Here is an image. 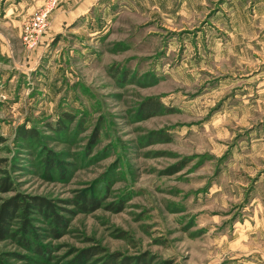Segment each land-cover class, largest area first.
<instances>
[{
  "label": "rangeland",
  "instance_id": "374dc122",
  "mask_svg": "<svg viewBox=\"0 0 264 264\" xmlns=\"http://www.w3.org/2000/svg\"><path fill=\"white\" fill-rule=\"evenodd\" d=\"M44 3L0 0V202L62 227L0 264H264V0H59L29 45Z\"/></svg>",
  "mask_w": 264,
  "mask_h": 264
},
{
  "label": "trees",
  "instance_id": "16d2710c",
  "mask_svg": "<svg viewBox=\"0 0 264 264\" xmlns=\"http://www.w3.org/2000/svg\"><path fill=\"white\" fill-rule=\"evenodd\" d=\"M0 170V174H1ZM1 189L3 192L10 191V184L5 178L0 180ZM82 209H97L100 204L94 198L89 201L86 199V196L82 198ZM89 207V208H88ZM57 206L51 200L45 199L40 196H21L13 195L9 198L1 200L0 202V241L16 237L22 247L26 250H31L33 253L39 254L41 257L45 255V251L41 248L39 243L38 236L36 235V229L31 224L30 215L32 213H37L50 223H54V227L51 228V231L54 232L53 235H56V232L62 227L61 216L56 211ZM13 220H18L20 225L16 231L11 230V222ZM85 250L82 251V256L89 258L92 253ZM112 261H115L112 260Z\"/></svg>",
  "mask_w": 264,
  "mask_h": 264
},
{
  "label": "built area",
  "instance_id": "2783aa9c",
  "mask_svg": "<svg viewBox=\"0 0 264 264\" xmlns=\"http://www.w3.org/2000/svg\"><path fill=\"white\" fill-rule=\"evenodd\" d=\"M59 0H45V3L38 9L30 21L27 28L25 39L29 45H34L38 36L44 32L50 12L55 8Z\"/></svg>",
  "mask_w": 264,
  "mask_h": 264
},
{
  "label": "crops",
  "instance_id": "0c3cea01",
  "mask_svg": "<svg viewBox=\"0 0 264 264\" xmlns=\"http://www.w3.org/2000/svg\"><path fill=\"white\" fill-rule=\"evenodd\" d=\"M257 1H259V0H257ZM255 5H257V4L255 3Z\"/></svg>",
  "mask_w": 264,
  "mask_h": 264
}]
</instances>
